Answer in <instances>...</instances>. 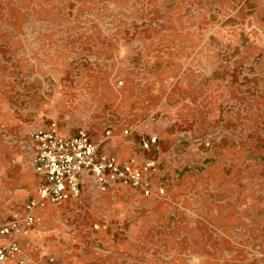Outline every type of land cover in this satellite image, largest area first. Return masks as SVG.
Here are the masks:
<instances>
[{
	"label": "rangeland",
	"instance_id": "rangeland-1",
	"mask_svg": "<svg viewBox=\"0 0 264 264\" xmlns=\"http://www.w3.org/2000/svg\"><path fill=\"white\" fill-rule=\"evenodd\" d=\"M53 124L87 131L100 154L156 161L159 202L138 197L156 256L141 264H264V0H0V225L25 216L32 135ZM193 181L192 199L173 191ZM94 186L105 206L84 183L15 234L19 257L112 264L103 239L122 228L117 189L131 187Z\"/></svg>",
	"mask_w": 264,
	"mask_h": 264
},
{
	"label": "built area",
	"instance_id": "built-area-1",
	"mask_svg": "<svg viewBox=\"0 0 264 264\" xmlns=\"http://www.w3.org/2000/svg\"><path fill=\"white\" fill-rule=\"evenodd\" d=\"M130 130H125L128 135ZM111 136V132H108ZM35 147L33 167L41 176L37 195L25 206L23 218H14L0 225V264H56L54 258L43 263L26 261L19 257L21 247L15 234L28 235L37 220V212L49 204L62 205L78 201L83 192V175L95 178L100 189L107 191L111 184H121L139 189L143 196L152 197L155 193L151 177L157 173L156 161L141 162L136 157L126 161L111 154H100L89 133L81 130L76 136H62L55 124L48 130L37 131L32 135ZM156 136L142 139L145 149L157 144ZM159 193L165 194L160 188ZM96 229H107V224L96 225Z\"/></svg>",
	"mask_w": 264,
	"mask_h": 264
},
{
	"label": "crops",
	"instance_id": "crops-1",
	"mask_svg": "<svg viewBox=\"0 0 264 264\" xmlns=\"http://www.w3.org/2000/svg\"><path fill=\"white\" fill-rule=\"evenodd\" d=\"M186 108L183 110H179V108H173L170 111V119L173 122V124H187L185 123V117H186ZM63 136V135H62ZM67 137V136H65ZM34 145V144H33ZM110 146L113 145L112 142L109 144ZM116 145V142L114 143ZM35 149V147H34ZM109 150L108 152H110ZM117 152L111 155H115L119 158L120 161H126L130 159L131 157H136L135 155L129 156L128 158H121V155L123 152L121 150L116 149ZM111 153V152H110ZM139 159V158H138ZM140 160V159H139ZM35 172V170H34ZM36 173V172H35ZM37 174V173H36ZM38 180H39V186L37 188V191L41 185V176L38 175ZM158 178V174H155L151 177L153 188L156 189L158 188L157 185L158 183L155 181L156 178ZM94 179L92 176L89 175H83L82 180L83 183H88V190L92 194V202L94 208L102 207L105 206V196L102 194H99V192L95 189L94 186ZM193 183L195 186H193L191 183L187 187L184 186V188L180 189H174L173 191L176 192L177 196L178 194H184V197H187V199H192V193L191 192H196L197 189H199L202 185L200 182L199 184H196L194 181ZM83 187V191H84ZM179 190V191H178ZM36 191V195H37ZM88 191V192H89ZM200 191V190H199ZM117 193L119 194L120 197L123 198V203L127 204L126 209L124 210L125 216H121L119 224L122 225L121 229L119 230V233H117V237L114 236V234H108L105 239H103L105 242L104 248L107 249V253L109 258L112 260V264H141V261L146 258H154L156 255L154 253V250L152 248H149V246H146L145 238L143 236V231L140 227L142 223V210H143V205L144 202L141 200H138V197H145L141 193L139 189L135 188H128V187H123L121 186L119 189H117ZM83 194V192H82ZM176 194H173V196ZM35 195V196H36ZM188 195V196H187ZM34 196V197H35ZM33 197V198H34ZM82 198V197H81ZM155 198V193L152 196V199L154 200L152 203V206H156V204L159 202V200L154 199ZM32 199V198H31ZM30 199V200H31ZM72 202V201H71ZM140 203V204H138ZM71 204V203H70ZM97 205V207H96ZM140 205V206H138ZM107 215L104 217L103 221L99 224H96L98 226H101L103 224H107L109 227V224L111 222V209L106 210ZM106 211L104 212V215H106ZM95 225V226H96ZM101 230H107V229H102ZM102 240V242H103ZM158 257V256H157Z\"/></svg>",
	"mask_w": 264,
	"mask_h": 264
}]
</instances>
